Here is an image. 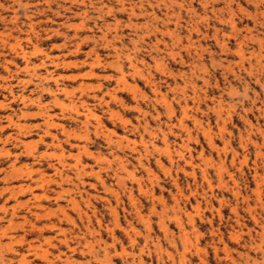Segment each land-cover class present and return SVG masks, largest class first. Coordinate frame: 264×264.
Instances as JSON below:
<instances>
[{"label":"rangeland","instance_id":"obj_1","mask_svg":"<svg viewBox=\"0 0 264 264\" xmlns=\"http://www.w3.org/2000/svg\"><path fill=\"white\" fill-rule=\"evenodd\" d=\"M17 1L0 264H264V0Z\"/></svg>","mask_w":264,"mask_h":264},{"label":"bare ground","instance_id":"obj_2","mask_svg":"<svg viewBox=\"0 0 264 264\" xmlns=\"http://www.w3.org/2000/svg\"><path fill=\"white\" fill-rule=\"evenodd\" d=\"M16 1V0H15ZM18 2V5H22V2H21V0H19V1H17ZM16 45H17V43H16ZM21 46V45H20ZM14 50V49H13ZM15 51V50H14ZM26 53V52H25ZM25 55H27V54H25ZM26 57V56H25ZM27 64V63H26ZM118 159V158H117ZM121 166V165H120ZM121 169V168H120ZM125 169V168H124ZM115 170V169H114ZM123 170V169H122ZM121 172V171H120ZM95 174V173H94ZM99 177V176H98ZM123 180V179H122ZM103 186H104V183H103ZM21 190V189H20ZM110 203V202H109ZM74 207H75V205H74ZM38 208V207H37ZM63 213V212H62ZM15 214V213H14ZM63 215V214H62ZM12 221V220H11ZM69 221V220H68ZM179 221V220H178ZM178 223H180V222H178ZM145 228V227H144ZM99 241V240H98ZM22 243V240H20L17 244L19 245V244H21ZM66 243V242H65ZM14 244V243H13ZM12 244V245H13ZM16 244V243H15ZM11 245V244H10ZM98 245V244H97ZM108 246V245H107ZM9 249V248H8ZM11 250V252H13V253H15L16 254V251L15 250H13V249H10ZM41 251V250H40ZM28 254H32L33 256L32 257H34V259H29V255H22L21 256V258H20V260L18 261V263L19 264H35L34 262H35V260H37V246H35V245H31L30 247H29V253ZM90 254V253H89ZM91 255V254H90ZM95 255V257H96V255L97 254H94ZM42 258H45L46 259V253L45 252H43V255H42ZM41 259V258H40ZM47 261V260H46Z\"/></svg>","mask_w":264,"mask_h":264}]
</instances>
